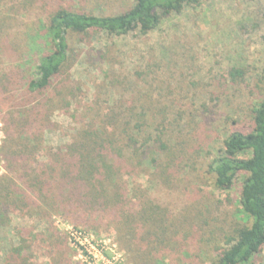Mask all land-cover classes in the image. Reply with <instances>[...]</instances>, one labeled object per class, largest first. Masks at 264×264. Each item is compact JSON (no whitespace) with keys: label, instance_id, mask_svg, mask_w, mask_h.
<instances>
[{"label":"trees","instance_id":"trees-1","mask_svg":"<svg viewBox=\"0 0 264 264\" xmlns=\"http://www.w3.org/2000/svg\"><path fill=\"white\" fill-rule=\"evenodd\" d=\"M82 2L0 0V55L7 52L5 62L11 65L0 70V108L4 115L13 113L6 121L9 141L24 142L8 169L12 191L0 192V264H21L31 251L20 241L21 228L9 229L11 217L40 220L32 242L42 256L62 264L57 262L61 238L47 224L51 214L108 239L124 264H248L264 248V65L253 83L258 100L248 120L226 115L221 147L213 154L219 135L202 141L205 133L213 135L212 129L204 131L214 122L204 115L213 112L205 102L199 115L189 111L188 117L183 111L170 117L182 105H172L168 97L157 103L133 101L122 110L126 103H109L106 96L122 92L128 73L114 59L115 45L107 52L105 47L79 52L69 47L70 38L88 31L147 35L164 17L192 9L199 0H130L126 10L112 15L80 9ZM38 46V61L20 85L24 91L15 95L6 84L15 83L16 53ZM81 58L90 61L86 97L82 77L72 73ZM136 67L142 65L130 73ZM245 74L242 67L230 66L227 78L235 81ZM146 85L141 88L151 87ZM209 101H215L214 108L220 97L212 92ZM53 106L65 111L72 128L63 145L47 150L46 159L35 164ZM189 156L210 158L205 170L215 189L231 190L242 175L239 209L226 214L214 191L193 177ZM217 233L225 245L212 242ZM98 245L104 248V240Z\"/></svg>","mask_w":264,"mask_h":264},{"label":"rangeland","instance_id":"rangeland-1","mask_svg":"<svg viewBox=\"0 0 264 264\" xmlns=\"http://www.w3.org/2000/svg\"><path fill=\"white\" fill-rule=\"evenodd\" d=\"M82 1V4H79L80 9L104 15L121 13L131 5L130 0ZM67 5L66 2L62 4L63 7ZM70 41V51L74 52L104 47L107 52L110 46L115 45L114 59L125 66L128 73L122 85V92L116 96L114 92H110L106 93V96L110 99L109 103L114 102L118 105L126 103L122 110L132 105L133 101L157 103L168 97L173 100L172 105H182L179 110L174 109L170 117L175 118L180 111L186 113L188 117L191 116L188 114L189 111L199 115L202 110L200 105L205 102L213 112L204 115L213 117L214 122L213 126L204 129V131L212 129L213 135L205 133L202 141L213 137L216 139L217 134L219 135L213 146L214 150L211 151L214 154L221 147L220 140L226 129L223 118L229 115L231 119L237 118L243 121L242 123L246 122L248 120L246 115L258 100L252 92V87L256 75L264 65V0H199L192 9L187 8L179 14L164 17L162 23L147 35H140L137 30L127 35L88 31L75 35ZM23 43L24 41L20 45L26 49L27 45ZM40 52L38 46L22 54L16 53L19 56L14 65L18 67L13 68L16 72L12 73L15 83L6 84L15 95L24 91L20 85L36 65ZM14 57L16 58L15 54ZM6 58L7 52L0 55V70L5 66H11L6 64ZM89 62L81 58L72 69L76 78L82 77L85 97L90 93L91 76L87 77L90 73L87 68ZM138 65L142 67H136V72L130 73V70ZM230 66L242 67L246 71L245 76L235 81L228 79L227 72ZM145 83L151 87L141 88ZM212 92L213 96L220 97L214 108L215 101H209ZM184 95L187 98H184ZM106 96L104 94V97ZM32 98L38 100L39 95ZM1 110L2 108H0V192L3 194L5 190L12 191L11 185L14 181L8 169L12 164L13 152L21 148L24 142L21 139L9 141L10 127L6 121L13 113L4 115ZM44 112L48 115L45 109ZM48 112L50 122L44 127L45 147L34 157L35 164L46 159L44 153L47 150L59 144L63 145L67 139L66 135L72 128L64 110H57L56 106H53L48 108ZM200 117L202 116H197V119ZM187 158L191 173L194 172L193 177L200 178L206 183L207 186H202L203 188L214 191L222 208L227 210V215L239 209L237 199L242 175L237 176L231 190H218L210 185L211 176L205 170L210 158L195 156ZM27 162L29 161H25V164ZM11 222L9 229L21 228L23 237L20 236L21 240L18 239L24 246L31 247V251H28L21 264H54L51 259L42 256V249H38L36 242H32L36 233L34 227L40 220L33 218L19 221L11 217ZM47 224L51 230H56L61 238L63 253L57 256V262L59 259L63 261L62 264H124L119 260L116 247L108 239L98 238L93 232L88 231V234L79 230L73 227L70 221L58 215L51 214ZM10 230L2 233L8 237ZM26 230H29V233ZM100 240H104V248L99 247ZM215 241H221L218 243L225 245V239L218 233L213 236L212 242ZM45 251L44 248V253ZM248 264H264V248Z\"/></svg>","mask_w":264,"mask_h":264}]
</instances>
